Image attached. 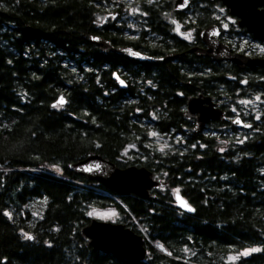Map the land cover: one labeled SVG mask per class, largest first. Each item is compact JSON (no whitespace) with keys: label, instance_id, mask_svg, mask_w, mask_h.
<instances>
[{"label":"trees","instance_id":"1","mask_svg":"<svg viewBox=\"0 0 264 264\" xmlns=\"http://www.w3.org/2000/svg\"><path fill=\"white\" fill-rule=\"evenodd\" d=\"M110 4L0 0V264H264V115L249 131L213 121L199 133L184 115L189 95H209L227 113L240 98L264 97V68L196 57L181 40L167 42L166 53H185L176 62L104 52L91 36L162 54L158 43L140 46L143 34L124 37L123 21L100 22ZM60 95L65 104L54 106ZM152 131L168 145L158 149ZM89 152L144 166L165 185L153 200L110 191L69 167ZM173 189L194 213L176 207ZM107 209L143 236V260L93 250L81 237L89 213Z\"/></svg>","mask_w":264,"mask_h":264},{"label":"water","instance_id":"2","mask_svg":"<svg viewBox=\"0 0 264 264\" xmlns=\"http://www.w3.org/2000/svg\"><path fill=\"white\" fill-rule=\"evenodd\" d=\"M220 1L239 18L240 26H245L255 38L264 42V10L259 9L264 5V0ZM187 3L188 0H178L176 7L185 8ZM200 36L206 47H192L190 51L196 56L205 55L215 62L229 61L240 68L264 67V57H250L231 52L230 47L219 40V28L215 25L203 29ZM90 40L104 52L112 51L138 63L164 62L178 56L176 53L163 57L151 56L132 46H113L109 41L98 36H91ZM113 78L120 88L126 87V82L116 72ZM61 99L65 104L66 98L60 95L53 105H63L59 103ZM185 116L195 118L196 133H199L210 120L223 122L229 119L209 95H190L186 100ZM234 122L239 128L250 130L253 127L252 123L242 121L239 117L235 118ZM69 167L75 174L89 181H95L110 191L133 194L147 200L155 199L156 194L153 190L165 185L162 178L155 177L154 172L144 166L118 167L96 152H89L85 158L70 164ZM173 197L177 208L186 213H194V208L179 191L174 192ZM182 202H186L192 210L189 211ZM80 234L83 239H87V245L93 250L107 251L128 261L143 260L147 253L143 236L119 222L102 221L92 217L89 223L80 229ZM155 246L162 252H167L161 242H156Z\"/></svg>","mask_w":264,"mask_h":264},{"label":"flooded vegetation","instance_id":"3","mask_svg":"<svg viewBox=\"0 0 264 264\" xmlns=\"http://www.w3.org/2000/svg\"><path fill=\"white\" fill-rule=\"evenodd\" d=\"M110 1L111 4L108 17L106 15L104 18H110L113 21H123V23L127 25V29L123 32L124 37L136 39L139 35L140 38H142L141 36L143 34L144 36L140 43V46L142 47L147 44L151 45V43H158V45H161L160 51L162 54L157 55L156 57L174 54L173 52L166 53V47L169 48V44H167V42L172 41V45L178 47L180 40L185 42L186 46H189L188 53L196 56L190 51V49L194 46L206 47L200 34L203 29L211 25H215L219 28V40L226 43L230 47L231 52L242 53L250 57H264L263 50H259L258 47L255 46H249L250 44H258L259 46L264 47V42L255 38L250 32H248L245 26H240L239 18L235 14H232L230 9L220 0H188L187 5L182 9H178L176 7L178 0H146L149 1L150 8L148 9L144 5L139 4L140 0H132V7H130L133 8L134 5L138 6V8L135 9L137 11L134 12L128 10L129 6L125 7L124 3H122L123 1L121 0ZM212 4H214V8L211 7ZM259 9L264 10V5L260 6ZM211 19L215 22L212 23ZM224 22L227 23V28L222 27ZM154 24H157V28L154 27ZM141 27L143 28L142 31L139 30ZM198 41H200L201 45L196 44ZM143 53L150 55L147 50ZM184 55L185 53H182L181 55L178 54L177 57L169 60L176 62L179 61V56ZM203 56L207 57L205 55ZM238 68L241 70L247 69L245 71L248 73L251 71L253 72L254 70L257 71L258 68L264 67L258 66L252 69L249 67ZM217 105L219 106L218 103ZM248 108L249 107L243 106V104L230 105L227 107L229 113H227V110L221 108L229 118L223 122L236 126L239 132L249 131L245 128H239L237 123L234 122V119L239 117L242 121L253 123L254 120H259L264 115V106H262V109L255 106V110H258L260 114L251 113V110ZM185 109L186 102L184 115ZM186 118L190 120V124L192 125L191 130L194 131L196 125L195 118ZM213 121L218 120H210L200 132L209 127Z\"/></svg>","mask_w":264,"mask_h":264},{"label":"rangeland","instance_id":"4","mask_svg":"<svg viewBox=\"0 0 264 264\" xmlns=\"http://www.w3.org/2000/svg\"><path fill=\"white\" fill-rule=\"evenodd\" d=\"M121 1H123L122 3H124L125 7L129 6L128 10H130L131 12L137 11L135 9H137L138 6L134 5L133 8H131L132 7L131 3H133L132 0H121ZM104 16H105L104 14L100 15L98 17V20L100 22L105 21L106 18H104ZM107 17H108V15H107ZM108 19H110V18H108ZM222 27L223 28L224 27L227 28V23L224 22ZM249 46L258 47L259 50H263L264 51V47L263 46H259L258 44H250ZM237 104H243V106L249 107L248 109L251 110L250 111L251 113L258 114L259 112H258V110H255V106H257L259 109H262V106H264V98H261L259 93H254L252 95H248V96H246L244 98L238 99L237 100ZM150 136L152 137V141H153L152 143L158 149H163L169 143V138L159 134L158 132L152 131V132H150ZM176 191H177V189H173L172 190V192H176ZM42 207H43V202L39 201V200H35L31 204H29V209L32 211V213H33V215L35 217H39L40 216L41 211H42ZM92 213L93 214L91 215V217H94V218H96L98 220L117 222L118 214L113 209L95 210Z\"/></svg>","mask_w":264,"mask_h":264},{"label":"snow or ice","instance_id":"5","mask_svg":"<svg viewBox=\"0 0 264 264\" xmlns=\"http://www.w3.org/2000/svg\"><path fill=\"white\" fill-rule=\"evenodd\" d=\"M59 103H60V104H63V103H64L63 99H61V100L59 101ZM54 106H55V105H54ZM182 204H183L184 207L188 208L189 211L192 210V209L187 205L186 202H182ZM92 214H93V213H89V215H92ZM27 238L31 239V237H27ZM252 251H257V249H253ZM247 254H248L247 252H246V253H243V255H247Z\"/></svg>","mask_w":264,"mask_h":264}]
</instances>
